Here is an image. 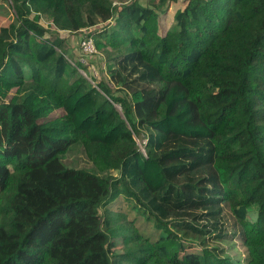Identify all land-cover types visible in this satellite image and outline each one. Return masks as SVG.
<instances>
[{
	"label": "trees",
	"instance_id": "16d2710c",
	"mask_svg": "<svg viewBox=\"0 0 264 264\" xmlns=\"http://www.w3.org/2000/svg\"><path fill=\"white\" fill-rule=\"evenodd\" d=\"M168 1L0 0V264H264V0H187L162 37ZM83 29L113 90L68 62Z\"/></svg>",
	"mask_w": 264,
	"mask_h": 264
},
{
	"label": "rangeland",
	"instance_id": "374dc122",
	"mask_svg": "<svg viewBox=\"0 0 264 264\" xmlns=\"http://www.w3.org/2000/svg\"><path fill=\"white\" fill-rule=\"evenodd\" d=\"M130 1L131 0H112V5H118V7H120V6H123L129 3ZM137 1L141 3H148L154 0H137ZM186 2L187 0H169L166 3L167 7L165 8V13L159 15L158 17V22H157V35L158 36L163 37L166 35L172 23L173 15L175 14L176 11L181 10L185 6ZM0 13H1L0 19L2 20L0 22V30H1L3 28H6L7 25L10 24V21H12L13 19V12L9 4L5 2V3H0ZM46 22H47L46 19L42 17L41 23L44 26H47L48 23ZM85 30L86 29H83L75 33L60 32L61 37L64 39H67V43L69 45L70 52H69V56H67L68 62L71 65H74V61L81 63L85 67V70H84L85 73L84 71H82L83 76H85L89 81H92V79H94L97 82L104 81L109 86V88L113 90L114 87L109 81L107 71L105 69L106 61H105L104 51L100 49V47L98 46L96 47V44H94L95 52L92 55L91 54L85 55L81 52L79 48V45H78L79 41L85 35V32H82V31H85ZM101 42L104 43V41H101ZM71 81L72 80L68 79V77L64 76L60 82L59 87L62 90H66L70 86ZM12 93H13V90L11 91L10 95ZM60 115H62V112L60 110H56L50 115V118L58 117ZM135 139H136L138 148L141 151L143 149L142 145L144 144L145 141L141 138H135ZM63 162L65 165L72 167V168H83L89 171H93L91 163L86 159L80 147L73 148L72 153L70 152L67 153ZM112 174L115 175V172L113 171ZM119 201L124 202L123 199L120 198V200L116 201L115 206H118ZM238 229H239L238 224L232 218L231 214L226 211L225 216H224L223 238L222 240L215 242V243L219 247H221L224 253L228 255L230 258H232L233 260L237 259L238 261H241L243 263L246 257V254H245L244 247L242 246V242L239 236ZM113 240H114L113 248H114L115 253L123 254L127 251V244L130 242V240L123 239L122 237H117V236ZM208 242L212 243L209 240ZM183 245L185 247L184 250L186 252H193V253L200 252L201 253L202 244H200L195 239L188 238L183 241Z\"/></svg>",
	"mask_w": 264,
	"mask_h": 264
},
{
	"label": "built area",
	"instance_id": "2783aa9c",
	"mask_svg": "<svg viewBox=\"0 0 264 264\" xmlns=\"http://www.w3.org/2000/svg\"><path fill=\"white\" fill-rule=\"evenodd\" d=\"M80 50L86 55H92L95 52L94 41L91 37L83 38L79 44Z\"/></svg>",
	"mask_w": 264,
	"mask_h": 264
}]
</instances>
